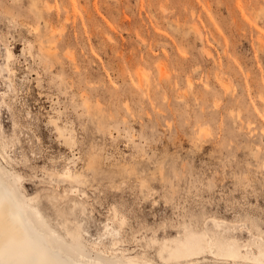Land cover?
<instances>
[{"label":"rangeland","instance_id":"obj_1","mask_svg":"<svg viewBox=\"0 0 264 264\" xmlns=\"http://www.w3.org/2000/svg\"><path fill=\"white\" fill-rule=\"evenodd\" d=\"M42 5L52 28L35 33ZM2 149L81 254L264 264V0H0Z\"/></svg>","mask_w":264,"mask_h":264},{"label":"bare ground","instance_id":"obj_2","mask_svg":"<svg viewBox=\"0 0 264 264\" xmlns=\"http://www.w3.org/2000/svg\"><path fill=\"white\" fill-rule=\"evenodd\" d=\"M48 12H49L48 7L47 6L45 7V5L44 6L42 5V8H39L36 10L37 21L35 24L30 25V28H29L32 32H35V33L38 32L40 24H42L44 27L48 29L52 28L51 27L52 25H50V21L52 20V15H50ZM69 20H70L69 18L65 19V21L67 22H69ZM27 22L23 20L19 23V25L27 27V25L29 26ZM195 33L198 36L201 35V32L198 30V28H197V31H195ZM50 34H51V37H53V33H50ZM60 35L63 36L60 46L65 49L69 48L71 45V43L69 42L70 38L66 35H63L62 33ZM144 42L145 41H143V43ZM41 50H44V48H42ZM46 50H52L50 53L48 52L49 53L48 57H50L52 59V63L55 64V62L57 61V55L55 52L56 48L54 46L52 47L50 46ZM6 53H7V56H6L7 60L11 59L14 55L13 52L10 49H8V47H7ZM67 58H69L71 62H74V60H76L70 52L68 53ZM131 59L132 58H130L129 60ZM77 67L78 66L75 65V68ZM216 72H219V71H216ZM216 80L218 81L221 87H223L225 90H228L227 85L223 83L221 78L220 79L218 78ZM158 81H159V84L162 85V81H163L162 69H160L159 71ZM137 85L139 88L143 89V92L147 97H151L153 88H151L150 85L148 84L143 85L141 82H138ZM187 85L189 87V90L191 91L192 86L194 84L191 83L190 79L187 80ZM166 88L169 89L173 93L176 92L175 85L173 82H167ZM205 95L201 96V93H200L201 98L205 97ZM5 96L6 94L4 92L3 97ZM53 123L56 124V121L53 120ZM56 128L58 130L59 136L65 139L66 144L73 143V137L71 133H65L66 130L58 126L57 124H56ZM204 133H205V130L198 129L196 133L198 136V139H201V138L203 139ZM3 150L4 149L0 150V261H3L4 264H17V262L25 260V259L46 260V261L53 262V264H134L130 261L123 263L119 259H116L113 262H106L103 259L93 256V255L81 254L71 248H68L62 241H59L58 238L55 237V232L48 229L44 225L42 221V215L40 214V212L35 207L30 206L23 199V196L21 195L19 191L18 178H16L14 173L9 168L8 161L5 158L4 154L2 153ZM65 177L70 178V179L72 178V176L68 173H65ZM30 236L31 237L38 236L42 240L43 243L41 246V250L39 252H28L27 251L23 242L26 237H30Z\"/></svg>","mask_w":264,"mask_h":264},{"label":"snow or ice","instance_id":"obj_3","mask_svg":"<svg viewBox=\"0 0 264 264\" xmlns=\"http://www.w3.org/2000/svg\"><path fill=\"white\" fill-rule=\"evenodd\" d=\"M23 243L28 252H39L41 250V246L43 242L38 236L37 237L30 236V237H26ZM0 264H4V262L0 261ZM17 264H53V262L46 260H37V259H25L17 262Z\"/></svg>","mask_w":264,"mask_h":264}]
</instances>
